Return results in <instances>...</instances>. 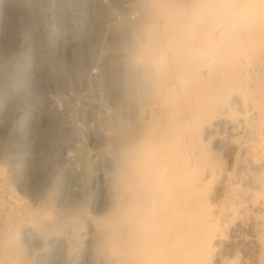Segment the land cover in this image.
<instances>
[{
	"label": "rangeland",
	"instance_id": "1",
	"mask_svg": "<svg viewBox=\"0 0 264 264\" xmlns=\"http://www.w3.org/2000/svg\"><path fill=\"white\" fill-rule=\"evenodd\" d=\"M227 4L216 2L205 19L209 42ZM164 20L149 0H0V264H102L89 223L109 209L117 154L160 104L188 132L189 182L206 164L221 168L195 199L246 205L211 264L262 263L264 32L239 49L193 42L182 77L139 51L143 30ZM258 28L234 19L226 30ZM239 57L260 73L243 74Z\"/></svg>",
	"mask_w": 264,
	"mask_h": 264
},
{
	"label": "bare ground",
	"instance_id": "2",
	"mask_svg": "<svg viewBox=\"0 0 264 264\" xmlns=\"http://www.w3.org/2000/svg\"><path fill=\"white\" fill-rule=\"evenodd\" d=\"M149 1L151 7L164 17V27L150 23L149 28L142 32L144 44H141V48L139 46V51L142 50V56L150 55L162 65L166 63V67L171 69L167 68V73L175 69L173 72L182 77L184 73L187 74L191 63L190 53H195L196 49L192 50L195 45H209L213 40L216 44H210L213 47L225 43L226 47L233 44L239 49L247 42H254L256 36L264 32L263 0ZM220 1L229 3L225 8L226 20L224 18L225 21L215 31L218 39L213 37L209 42L206 31H211V27L205 28V19L210 16L216 2ZM175 3L182 6V11L177 16L170 11ZM234 19H239L244 24L254 22L260 28L242 30L235 35L231 32V35L226 27ZM215 41L223 42L218 44ZM193 42L196 44L193 45ZM208 45L204 46L207 48ZM158 57L164 58V61ZM241 61L239 57L233 62L237 66H244L240 68L243 74L251 73L255 76L260 73L258 68L242 65ZM191 64L190 70L194 61ZM168 88H162L158 100L163 101L161 98L167 96ZM168 109L167 105L160 104L156 111H152L153 114L143 126L142 134L136 138L131 135L128 143L117 154L111 177L113 196L109 209L89 223L95 226L89 225V228L95 229V239L102 251V264H211L214 244L223 237L230 219L237 210L239 213L246 210L243 202L237 206L224 207L195 199L197 190L207 186L222 171L219 166L206 164L202 168V175L189 182L188 132L182 124L172 126ZM256 131L253 132L257 133ZM220 140L224 145L229 144L226 137H221ZM99 178L97 177L96 184ZM259 187L263 195L256 203V209L264 214V182H260ZM102 202L103 199L98 197L94 206H99ZM259 222L264 227V217ZM72 223L70 220L66 221V227L73 226ZM15 256L19 259V255ZM263 261L260 264H264Z\"/></svg>",
	"mask_w": 264,
	"mask_h": 264
}]
</instances>
